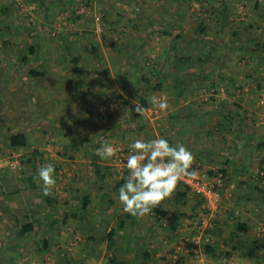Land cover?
I'll return each mask as SVG.
<instances>
[{
    "label": "rangeland",
    "instance_id": "374dc122",
    "mask_svg": "<svg viewBox=\"0 0 264 264\" xmlns=\"http://www.w3.org/2000/svg\"><path fill=\"white\" fill-rule=\"evenodd\" d=\"M3 5H6L10 14L3 18L0 10V264H114L104 243L97 240L100 245L97 241L92 245L89 244L90 237L96 239L101 237L102 234L99 233L103 229L98 230L103 228L102 225L96 229L88 225L89 222H93L90 219L83 222L82 226L79 224L80 228H78L76 220H67V223L63 224V219H59L55 214L58 223L51 230L54 218L46 217V212L49 211L44 205V199L47 195L43 194L40 182L36 179L35 188H26L28 174L36 177L40 166L51 163L58 168V172L55 175L56 185L49 196L56 199L57 208L64 210L65 203L77 205L74 199L78 189L91 191L92 199L98 192L97 188L95 190L94 186L92 187L87 175L78 178L83 173L77 170V162L70 158L74 153L65 144L71 141L53 131L59 129L62 124L58 123V127L53 128L54 122L48 120V115L42 114L45 113V108L38 106L39 99H33L35 105L37 104V121H32L30 111L35 107L25 96L26 83L29 85L35 83L34 87L31 85L28 89V93L34 94L35 97L37 95L38 98V88L41 87L39 81L59 83L62 80L63 85L67 82H74L76 85L86 83L85 80L89 78L94 84L100 83L104 90L109 86L112 87L113 92L107 93L110 96L107 97V105L102 106L99 113L96 111L99 108L93 105L79 106L78 110L86 111V118L96 117V125L100 126L99 132L119 125L120 130L115 132V137L104 142L128 152L129 145L134 140H145L146 134L148 139L156 138V135L160 136V129H163L164 121L161 114L164 112L153 109L151 97L163 98L164 93L151 89L147 96L149 108L143 111L140 120L147 132L138 137L132 131L138 122L133 120L134 113H137L136 105L142 106L137 81L139 77L151 73L159 66L163 65L162 67L165 68V65H168L172 68L176 65L177 59L182 62L183 67H187L188 61L194 62H191L190 70L196 72L195 86L186 91L179 100L189 101L191 98L195 102L198 101L196 108L199 110L209 107L218 115L215 110L219 111L222 99L252 96L249 84L245 85L247 88L239 86L240 90L233 89L231 90L234 91L233 93L228 92L230 89L227 88L226 83L218 80V74L221 71L220 67H224L221 62L224 43L235 40L234 33H242V36L247 35V38L258 35L261 22L259 25L254 24L261 16L264 17V0H0V7ZM229 11L230 15H228ZM222 12L227 14L226 19L219 15ZM46 14L50 16L48 20ZM98 17H102L100 31H97ZM179 33L184 35L182 39L176 38ZM31 46L38 50L37 55L30 54ZM22 51L29 55L26 63L21 62ZM246 54L245 51L242 52L239 64L245 72L242 74L244 78L252 80L254 74L249 67L259 66V63L256 60L252 61ZM70 55L78 58L77 63L73 64L74 67L70 65L72 58ZM137 55L136 61L132 56ZM210 55L211 57L207 58ZM237 62L236 54L232 53L225 66L236 68ZM70 69L72 75L64 79L65 73ZM42 70L46 71V74L39 80L30 74L31 71ZM48 71L52 73L49 74ZM70 78L73 80L69 81ZM157 85L158 78L151 77L150 87ZM17 90L22 93L21 97L19 94L16 96ZM174 93L177 94L178 90H165L169 104L175 102ZM73 103L74 99L71 100V104ZM68 106L75 109L77 104ZM68 106L62 105L59 111L63 109L69 111ZM173 109H176V105H169L165 111L168 115L166 120ZM89 110H93L95 115H87ZM76 116L77 114H74L70 119L75 120ZM168 121L171 122L170 118ZM91 123L90 120L88 123L81 121L79 122L81 125H77L79 133L84 130L88 145L96 139L98 132L91 129ZM168 124L170 132L167 135L173 137H178L179 129L183 131L186 129L176 121ZM37 125L47 126L51 132L50 138L43 133L35 134L33 127ZM18 129H24L30 144L34 143L31 149L13 151L8 147L5 138L7 133L16 132ZM198 146H202L200 141L197 143ZM36 149L42 152L43 159L40 162V157H37V168L31 170L32 173L27 171L25 156L32 154ZM195 150L198 151L199 148ZM113 158L108 159L113 163V173L127 176L128 171L124 165L122 174H117L114 169L120 170V167ZM202 169L208 173L211 171L203 167ZM107 187L108 185L105 189ZM228 187L229 199L232 193L231 186ZM230 200L231 202H226L224 212H229L237 218L240 216V210L234 199ZM32 210H37L40 217L37 215L39 224L34 222L33 237L28 239L27 236L23 237L20 234L18 225L26 221V214L33 217L30 212ZM113 210L110 206L106 213L103 212L105 209L101 210V217L103 216L101 219L107 221L113 215ZM257 220L259 224L254 229L253 238L255 237L254 240H257L262 248L264 237L258 235V229L264 225V211ZM229 230L230 228L228 232ZM42 236L53 242L50 248H42L41 243H39L40 247H36L37 238L41 239ZM179 241L180 239L175 242L176 245ZM96 244L98 245L95 246ZM223 249L225 252L222 253L223 259L219 264H230L225 260L227 249ZM259 250V253H264V249ZM179 253L185 256L188 254L183 250H179ZM192 256L194 257L193 254ZM181 260L183 258L174 263L171 261V264H184ZM194 261L199 260L194 257ZM263 261L256 259L255 264H262ZM196 264H206V262Z\"/></svg>",
    "mask_w": 264,
    "mask_h": 264
},
{
    "label": "crops",
    "instance_id": "0c3cea01",
    "mask_svg": "<svg viewBox=\"0 0 264 264\" xmlns=\"http://www.w3.org/2000/svg\"><path fill=\"white\" fill-rule=\"evenodd\" d=\"M230 14L229 11L228 15ZM255 22L256 24L254 25H259L261 22L259 25L261 29L258 35H252L247 38V35L243 37L242 33H234L235 40H229L227 43H224L221 54V62L224 67H220L221 71L218 74V80L220 79L222 83H226L227 88L230 89L228 92L233 93L234 91H231L233 89L236 91L237 89L240 90L239 86L247 88L245 85L249 84L252 96L249 98L236 99L229 97V99H222L219 111L215 110L218 115L214 114L209 107L204 110L197 109L196 105L198 101L195 102L191 98L189 101L179 100L186 91L195 86L194 81L196 77H194V74L196 72L190 70V64L193 61H188L186 63L187 67H183L182 62L177 59L176 62L174 61L176 65L172 68H169L168 65H165V68H163L162 65L156 69L158 71L157 91L164 93V95L161 94L163 98H166L165 90H178L177 94H173L176 98L174 104L168 103V105H176V109L169 112L171 122L168 121L169 118L166 120L168 116L166 112L161 114L163 115L162 120L164 121V125L163 129L159 131L160 136H156L168 139L170 144L182 143L185 145L193 153L194 161L192 165L207 168L214 173L217 170L222 171L226 176V184L231 186L232 194L229 199H234L240 210V216L237 218L229 212L221 213L217 222V229H215L214 233L208 234L203 238L201 251L206 264L221 263L223 259L221 255L225 252L223 248L227 249L225 253L227 259L225 260H228L230 264H255L256 259H262V261L264 259V253H259V249H264V247L261 248L258 241L254 240L255 237L253 238L254 229L259 224L257 219L264 211V17L261 16ZM35 50L38 53V50ZM243 51L247 53L246 55L250 56L252 61L256 60L259 63V66L249 67L254 74L252 80L244 78L242 75L245 72H243V67L239 63ZM232 53L237 56L238 66L236 68L225 66ZM38 73L40 76L35 77V79L39 80L44 77L46 71L42 70ZM48 73L52 72L48 71ZM65 75L64 79L68 78L69 75L71 76L72 69L68 73H65ZM72 80L73 78H70L69 81ZM85 81L87 82L77 83L76 85H74V82H67V84L63 85L62 80L59 83L56 81H53L54 83L39 81L41 85L38 88L39 98L37 95L35 97L34 94L28 93V89L31 88V85L34 87L35 83H30V85L26 83L25 85L27 87V95L25 96L28 97L27 100H29L31 105L35 107V109H31L30 111L32 121H37V104L35 105L33 99H39L40 105L38 106L45 108V113L42 110V114L48 115V120L54 122L55 127L53 128H57L58 123L62 124L59 129L53 131L57 132L58 135L61 133V137H65L66 140L70 139L73 142H66L65 144L74 153L70 158L77 162V170L83 173L82 175L78 174V178L87 175L92 187L94 186L95 190L96 188L98 189L97 194L94 195V199L96 200L92 199V193L88 189H80V191L78 189V193H76L74 199L77 205L65 203L63 205L64 209L66 208L67 211L68 206H79L84 196H90L91 204L89 211L91 213L90 219L93 222H89L88 225H92L96 229L102 225L103 228L98 231L103 230L99 233L102 234L101 237L99 239L93 237L94 239L90 240L89 244L92 245L97 240L104 243L105 249L109 252L115 264L117 260H120L118 263L125 264H171V261L174 263V261L176 262L180 258H183L181 262L184 264H196L197 261H194L195 256H192V250L189 249L186 256L182 255L177 250L175 243L183 233L191 234V227L199 219L202 205L201 201L184 189L182 185L178 183L172 195L162 201L150 214L143 218L132 217L124 213L117 199L118 190L127 176L124 174L122 176L115 175L113 173L114 176H107L106 185H95L96 178L93 171L96 168V164H104L105 167H110L111 171H113L111 160H95L97 149H99L97 145H103L105 144L104 141L107 142L111 138H114L115 132L120 129L114 125L112 128L99 132L100 126L96 125V117L95 119L92 117L86 118V111L78 110L79 106L93 105L99 108V110L96 109L99 113L102 110V106L107 105V97L109 96L107 93L113 92V88L110 86L104 90V87L100 86V83H95L97 84L95 85L92 82L93 80L89 78ZM52 85L58 86L52 87ZM18 94L20 97L22 96L19 90L16 91V96ZM73 99L74 103L71 104V100ZM166 100L168 102L169 99ZM76 104L75 109L68 106ZM62 105L68 106L69 111L66 109L59 111ZM74 114H77L78 117L76 116L75 120H71L70 117ZM93 114V110L87 111V115L92 116ZM89 120L92 121L90 124L91 129L99 132V134L97 132L96 139L93 140L91 145H88L86 142L87 137L84 130H81L82 132L79 133L77 129V125H81L79 122L88 123ZM175 121L182 128L186 127L185 131L179 129L177 132L178 137L167 135L170 132V125L168 123L172 124ZM33 129L35 134L43 133L44 136L50 138L49 133L51 134V132H49L47 126H34ZM149 129L156 130L153 127H149ZM145 132L147 131L145 130L141 135H144ZM135 135L137 136L138 134L135 133ZM144 136L145 140H148L146 138L147 134ZM198 141H200L202 146L197 147ZM33 144H31L32 147ZM195 148H199V150L196 151ZM34 151L39 150L36 149ZM79 157H82L84 160ZM57 169L55 167V175H57ZM107 185L108 187L105 189ZM102 187L104 189L101 190ZM257 202L258 204H256ZM109 206L114 209V213L109 219L108 216L106 217L107 221L106 219L102 220L103 216L101 217L100 211L105 209L103 212H108ZM79 220V218L76 219L78 228H80V225H84ZM53 228L52 225L50 229L52 230ZM229 228L230 232H228ZM114 229L118 231L116 244L113 250L110 251L109 240L107 238L103 239V237ZM214 235H216L215 239ZM213 239L216 240V243ZM205 247H211L209 252H205Z\"/></svg>",
    "mask_w": 264,
    "mask_h": 264
},
{
    "label": "clouds",
    "instance_id": "9594fccd",
    "mask_svg": "<svg viewBox=\"0 0 264 264\" xmlns=\"http://www.w3.org/2000/svg\"><path fill=\"white\" fill-rule=\"evenodd\" d=\"M153 109L165 112L169 105L166 98L151 97ZM135 111L142 114L143 106L136 105ZM130 152L124 167L128 175L118 190V201L124 213L143 218L150 214L162 201L169 198L178 183L185 177H195L190 171L194 156L182 143L170 144L164 137L148 140L136 139L129 145ZM119 149L105 143L97 149L102 160L116 156ZM44 195H48L56 185L55 167L49 163L37 170Z\"/></svg>",
    "mask_w": 264,
    "mask_h": 264
},
{
    "label": "trees",
    "instance_id": "16d2710c",
    "mask_svg": "<svg viewBox=\"0 0 264 264\" xmlns=\"http://www.w3.org/2000/svg\"><path fill=\"white\" fill-rule=\"evenodd\" d=\"M0 10L2 12L3 18L4 17L6 18V17L9 16L10 13L7 10L6 5H3L2 7H0ZM222 14H223V17L226 19L227 18V14L225 12H223ZM45 16H46L47 20L50 17L48 14H46ZM251 26H253V25H251ZM183 37H184V35L182 33H179V36H177V39L178 38L182 39ZM198 41H202V40H198ZM260 48L263 49L262 47H260ZM66 49L69 50L68 48H66ZM206 49L210 50L208 48H206ZM22 50H24V49H22ZM29 52H30V54H33V55H37L38 54L37 51L35 50L34 46L30 47ZM209 53H210V51H209ZM70 56L72 57L71 61H70V65L74 67L75 65H73V64L77 63L78 58L75 57L74 55H70ZM20 57H21V62L26 63L29 60V55L25 54L24 51L21 52ZM209 57H211V55L207 56V58H209ZM132 58L137 61L138 55L137 56H132ZM157 72L158 71L156 69H153L151 71V73H149L147 75L146 74L142 75L141 77H139V80L137 81L138 95H141L140 103L142 104L144 110L149 108V99H147V96L150 93L151 89L154 91V90H157V88H158V85L157 86H153L152 88L150 87L151 86V77H156L157 78ZM30 74L33 77L40 76L38 71L37 72L36 71H31ZM143 114L144 113H142V114L134 113V119L136 120L135 122H137V121L138 122L136 123L137 124L136 128H134L132 131L134 133H137L138 137H140L141 133L145 131V125L143 123H140L141 122L140 120L143 117ZM38 127H40V126H38ZM117 128L118 129L120 128L119 125H117ZM60 135H61V133H60ZM5 138H6V142L8 143V147L10 149H12L13 151L31 149L32 145L30 144L28 136L25 133L24 129H18V130H16V132H12V131L8 132ZM126 140H128V139H126ZM101 145L98 144L97 147L101 148ZM38 156L40 157V162H42L43 154L41 152H39V151H33L32 154L25 156L26 165H27V171H29V172L31 170L34 171L37 168L36 164H37V157ZM95 160L99 161V160H101V158L98 155H95ZM193 166H196V165H193ZM111 170L112 169H110V167H105L104 164H96V168L93 171L94 172V176L96 178L95 185L96 186L97 185H106L107 176H109V175L114 176L113 171H111ZM33 171H31V172L33 173ZM57 171H58V169H57ZM217 174H224V173H222L221 171H217L216 173L211 172V171L209 172V175L212 176V177L216 176ZM224 176H225V174H224ZM28 178L29 179H28L26 188H31V189L35 188L36 187V183H35L36 179H34V176L32 174H30V175L28 174ZM102 189H104V188L102 187L101 190ZM44 201H45L44 205L46 206V209L49 211V212H46L47 213L46 217H49L51 219L54 218L53 219V223H51V225H53V226H55L56 223H58V217H59V219H63V224H66L67 220H76L78 218L80 219L79 222L83 223V222L89 221V219L91 218V213L89 211V206L91 204L90 196H84L81 199V202H80L79 206L67 207V211H66V208H65L64 209L65 212H64V210H61L60 208H57L56 199L50 197L49 194L44 199ZM30 212H31V214H32V216L34 218L33 217L31 218V216L29 214H26L25 215V220L26 221L22 222L21 224L19 223V225H18L19 228H20V234L23 237L27 236L28 239L33 237L34 227H35L34 226V222H36V223L38 222V224H39V220L37 218L40 217V214L38 213L37 210H32ZM55 214H57L58 217H54ZM119 226L122 227L121 225H119ZM240 228H242V227H240ZM238 230H241V229H238ZM117 232H118L117 229H114V230L110 231L109 233L105 234V237H103V239L107 238L109 240V250L110 251L113 250V248L115 247ZM89 239L92 240L94 238L90 237ZM233 241L235 242V240H233ZM39 243L42 244V248L48 249V248L51 247L53 242L51 240L47 239L46 237L42 236L41 239L37 238V241L35 242V244H37L36 245L37 248L41 246ZM210 249H211V247H205V252H209ZM112 262L115 264V261H112Z\"/></svg>",
    "mask_w": 264,
    "mask_h": 264
},
{
    "label": "built area",
    "instance_id": "2783aa9c",
    "mask_svg": "<svg viewBox=\"0 0 264 264\" xmlns=\"http://www.w3.org/2000/svg\"><path fill=\"white\" fill-rule=\"evenodd\" d=\"M102 17L96 19L97 31L101 30ZM119 151L113 158L115 163L120 167L114 169L117 174H122L124 161L126 162L127 156L130 151ZM190 171H195V177H185L179 184L191 194L197 197L202 205L199 212V219L196 221L192 228L191 234L183 233L178 242L177 249L187 251L192 250V254L195 256L197 263L204 262V256L201 251L203 238L208 234L214 233L219 216L226 210V202H231L228 199L229 187L226 184V177L224 174H217L216 176H210L208 172L203 171L199 166L191 167ZM228 209V208H227ZM258 235L264 237V225L258 229Z\"/></svg>",
    "mask_w": 264,
    "mask_h": 264
}]
</instances>
